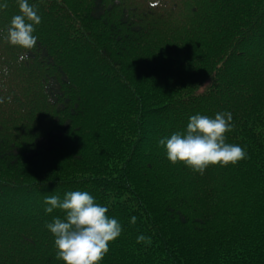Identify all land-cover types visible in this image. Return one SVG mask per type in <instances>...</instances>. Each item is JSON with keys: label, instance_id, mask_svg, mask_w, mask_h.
<instances>
[{"label": "trees", "instance_id": "16d2710c", "mask_svg": "<svg viewBox=\"0 0 264 264\" xmlns=\"http://www.w3.org/2000/svg\"><path fill=\"white\" fill-rule=\"evenodd\" d=\"M5 2L0 264H64L44 197L75 190L123 226L101 264H264V0H29L32 49L8 42ZM225 110L245 159L168 160L160 138Z\"/></svg>", "mask_w": 264, "mask_h": 264}, {"label": "clouds", "instance_id": "9594fccd", "mask_svg": "<svg viewBox=\"0 0 264 264\" xmlns=\"http://www.w3.org/2000/svg\"><path fill=\"white\" fill-rule=\"evenodd\" d=\"M19 14L12 17L7 40L12 45L32 49L38 37L35 26L41 17L29 0H17ZM7 7L0 0V9ZM29 59L28 53L20 55L19 60ZM9 101L11 97L7 98ZM234 127L230 111H221L214 116L196 113L191 115L182 132H173L159 139L165 148L168 160L175 164L182 162L193 172L204 174L209 165L227 166L236 164L247 157L246 147L228 143L225 133ZM59 209L63 216H53L45 227L54 237L55 258L64 264H101L109 251V243L122 233L123 226L114 216L107 215L108 207L98 203L88 191H67L63 198L59 195L44 197L45 213ZM137 217L132 215L130 223ZM137 243H151V237L143 233L136 237Z\"/></svg>", "mask_w": 264, "mask_h": 264}, {"label": "rangeland", "instance_id": "374dc122", "mask_svg": "<svg viewBox=\"0 0 264 264\" xmlns=\"http://www.w3.org/2000/svg\"><path fill=\"white\" fill-rule=\"evenodd\" d=\"M134 3L135 2H137V0H132ZM142 62H143V60H142ZM9 126V125H8ZM6 128H8V127H6ZM38 131H40V126H36V127H34L32 130H31V132H33V133H36V132H38Z\"/></svg>", "mask_w": 264, "mask_h": 264}]
</instances>
